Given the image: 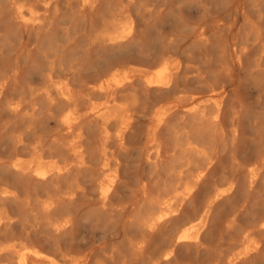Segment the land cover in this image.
<instances>
[{
    "label": "bare ground",
    "instance_id": "1",
    "mask_svg": "<svg viewBox=\"0 0 264 264\" xmlns=\"http://www.w3.org/2000/svg\"><path fill=\"white\" fill-rule=\"evenodd\" d=\"M150 3L139 10L162 7ZM14 9L21 22L34 13L24 3ZM254 26L215 45L202 26L194 33L198 52L163 50L129 69L97 60L86 77L38 39L25 73L18 65L2 72L0 264H264V109L247 110L229 86L237 69L264 91V18ZM131 31L126 20L109 39ZM144 121L151 127L140 156L151 183L124 237L97 252L77 249L81 220L73 205L81 197L98 203L83 218L109 223L129 211L120 192ZM242 171L247 195L222 214Z\"/></svg>",
    "mask_w": 264,
    "mask_h": 264
},
{
    "label": "rangeland",
    "instance_id": "2",
    "mask_svg": "<svg viewBox=\"0 0 264 264\" xmlns=\"http://www.w3.org/2000/svg\"><path fill=\"white\" fill-rule=\"evenodd\" d=\"M162 1L164 2L162 3ZM162 1L0 0V74L10 71L15 65L21 67L25 73L26 55L30 48L37 44L38 39L39 44L42 45L40 47L44 50L60 49L65 64L74 63L84 68L81 72L86 77L92 75L88 68L95 67L97 60V62L104 60L103 64L99 66L104 64L105 66L123 65L124 69H129V66H136L140 62H150L157 58L163 50H176L179 54L183 53L182 55L186 56L203 49L196 43L194 36L195 30L202 26L209 28L208 35L215 45L223 37H237L242 35L244 30H254V24L264 18V0ZM16 3H24L32 7L34 13L29 15L31 16L29 19L18 21L14 9ZM68 3H72L70 4L72 6ZM143 3H158L162 6L160 9L164 7L167 9L162 12L158 9L151 13H145L139 10ZM252 4L254 5L252 6ZM121 11L124 14L115 15ZM130 12H132V16L128 17ZM38 15L43 19L40 24L32 20V17ZM247 19L250 20V23L246 22ZM126 20H131V34L119 41H111L109 37L120 31ZM100 35L104 36L105 40L93 47L94 37ZM171 38L173 39L171 40ZM143 53L150 55L145 57ZM216 57V54H212L213 61L217 60ZM234 71L231 81H229L230 88L237 90L247 110L256 111L257 114L261 113L264 103L258 106L257 101L260 100V97L264 100L263 84L258 79L250 77L246 72H240L237 69ZM258 96L259 98H257ZM150 127L148 121H144L138 126L140 136L135 142L133 156L128 161V185L120 192L121 198L129 202V211L124 215L117 216L109 223H104L93 218H83L84 214L98 207L97 196H94L92 200L81 197L73 205L77 218L81 220L76 232L75 247L77 249L97 252L103 247L120 242L124 237L140 195L151 183L149 166L140 156L145 137L150 134ZM248 155L253 157L255 153L252 150ZM244 176H246L245 171L236 173L234 182H237L235 184L239 188L235 197H230L221 203L220 213H227L236 206V203L243 199L241 194L244 198L247 195L246 177ZM263 185L264 183H261L260 188ZM27 191L31 196L32 188H27ZM253 195L256 196L257 193ZM16 230L19 229L16 228Z\"/></svg>",
    "mask_w": 264,
    "mask_h": 264
}]
</instances>
